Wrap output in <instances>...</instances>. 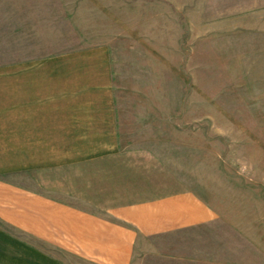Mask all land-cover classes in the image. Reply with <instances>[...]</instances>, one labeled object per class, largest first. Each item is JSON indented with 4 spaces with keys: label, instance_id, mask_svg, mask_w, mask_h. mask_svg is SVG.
I'll list each match as a JSON object with an SVG mask.
<instances>
[{
    "label": "rangeland",
    "instance_id": "rangeland-1",
    "mask_svg": "<svg viewBox=\"0 0 264 264\" xmlns=\"http://www.w3.org/2000/svg\"><path fill=\"white\" fill-rule=\"evenodd\" d=\"M99 2L113 14L90 17L81 0H0V66L14 65L21 28L25 55L103 41L121 134L216 217L152 238L161 255L133 264H264V0Z\"/></svg>",
    "mask_w": 264,
    "mask_h": 264
},
{
    "label": "crops",
    "instance_id": "crops-1",
    "mask_svg": "<svg viewBox=\"0 0 264 264\" xmlns=\"http://www.w3.org/2000/svg\"><path fill=\"white\" fill-rule=\"evenodd\" d=\"M102 9L81 0L113 14ZM136 143L121 134L109 46L25 55L21 28L0 66V264H133L161 255L152 238L209 229L208 205Z\"/></svg>",
    "mask_w": 264,
    "mask_h": 264
}]
</instances>
